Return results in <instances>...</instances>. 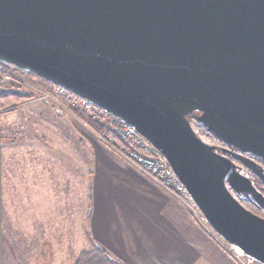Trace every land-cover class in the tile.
<instances>
[{
    "label": "water",
    "instance_id": "water-1",
    "mask_svg": "<svg viewBox=\"0 0 264 264\" xmlns=\"http://www.w3.org/2000/svg\"><path fill=\"white\" fill-rule=\"evenodd\" d=\"M0 62L135 128L212 230L264 264V218L234 194L264 197L191 123L264 162V0H0Z\"/></svg>",
    "mask_w": 264,
    "mask_h": 264
},
{
    "label": "crops",
    "instance_id": "crops-1",
    "mask_svg": "<svg viewBox=\"0 0 264 264\" xmlns=\"http://www.w3.org/2000/svg\"><path fill=\"white\" fill-rule=\"evenodd\" d=\"M45 104L57 117L68 116L77 126L58 120L48 126L47 135L39 136L43 149L36 148L37 154L28 150L27 159H49L51 166L26 175V206L33 227L36 220L65 214L68 198L75 201L78 196L82 202V187L68 190L67 180L72 171L81 169V173L84 167L88 234L112 259L124 264H238L180 201L108 150L71 111ZM6 150L0 142V264L8 189L16 191L19 186L18 174L7 170L8 159L13 158ZM82 178L80 174L73 179Z\"/></svg>",
    "mask_w": 264,
    "mask_h": 264
},
{
    "label": "rangeland",
    "instance_id": "rangeland-1",
    "mask_svg": "<svg viewBox=\"0 0 264 264\" xmlns=\"http://www.w3.org/2000/svg\"><path fill=\"white\" fill-rule=\"evenodd\" d=\"M18 78L21 82L12 83L10 88L21 90L32 98L22 103L16 110L0 108V142H3L7 148V155L13 158L8 159L6 167L12 173L18 174L19 182L16 191L8 189L10 204L6 206L3 264H84L83 259L87 261L95 256L97 260H102L101 255L93 252L92 240L86 226L85 194L88 185L84 167L81 173V169H78L77 173L72 171L73 177H68L67 180L68 190L82 187V202H79L78 196L75 201L73 198L71 200L68 198L67 213L54 219L47 216L49 221L47 217L43 219L44 221L36 220L35 226H32L26 206V175L28 171L33 170L48 171L51 166L49 159H27L28 150H31V154H37L36 148L43 149L39 144L41 141L39 136L47 135L50 124H56L58 120L69 127L76 124L68 116L65 119L57 117V114L51 111L53 109L45 104L47 102L40 99L41 93L48 88V85L44 89L41 80L35 79L31 83L23 74L18 75ZM52 107L62 109L59 106ZM193 128L196 132L194 126ZM51 165L54 166L53 163ZM77 168H80V165ZM80 174L82 180L73 179ZM200 226L219 247L224 248L227 255L238 264H242L228 249L226 250L225 241L212 230L211 226L209 229H206L205 225L200 224ZM83 254H87V257L83 258ZM81 257L83 263H79Z\"/></svg>",
    "mask_w": 264,
    "mask_h": 264
},
{
    "label": "built area",
    "instance_id": "built-area-1",
    "mask_svg": "<svg viewBox=\"0 0 264 264\" xmlns=\"http://www.w3.org/2000/svg\"><path fill=\"white\" fill-rule=\"evenodd\" d=\"M15 82L21 81L19 78L5 73L0 66V96L3 93L17 91L10 88ZM40 99L52 106H59L64 109L66 108L61 100L67 99L69 104L67 110L79 113L85 120L84 123L82 122L85 127L89 128L87 123H93L100 127L98 132L89 129L102 145L148 177L156 186L180 201L203 226L205 225L206 229H209L210 224L168 161L135 128L109 114L93 102L78 97L59 86L52 88L48 85V88L41 93ZM226 247V250L228 249L231 255L242 264H261L246 256L235 246L226 243Z\"/></svg>",
    "mask_w": 264,
    "mask_h": 264
},
{
    "label": "flooded vegetation",
    "instance_id": "flooded-vegetation-1",
    "mask_svg": "<svg viewBox=\"0 0 264 264\" xmlns=\"http://www.w3.org/2000/svg\"><path fill=\"white\" fill-rule=\"evenodd\" d=\"M196 116L197 115H194L191 120L196 122L195 120ZM196 132L198 137L205 144L214 148V152L216 154L220 155L225 159H229L230 161H232L235 164L238 173L250 179L254 187L257 189V191L264 197V183L248 168H246L239 160L242 158L252 159L260 166V168L264 170V162L260 158L255 157L252 154H246L241 150H239L238 148H235L234 146H231L230 144L218 139L215 135L207 131L205 128L204 131H200L199 129H196ZM234 195L246 210L250 211L256 216L264 218V206H261L258 202H256L252 198H246L243 197L242 195H237V194Z\"/></svg>",
    "mask_w": 264,
    "mask_h": 264
},
{
    "label": "trees",
    "instance_id": "trees-1",
    "mask_svg": "<svg viewBox=\"0 0 264 264\" xmlns=\"http://www.w3.org/2000/svg\"><path fill=\"white\" fill-rule=\"evenodd\" d=\"M0 66L2 67V69L4 70L5 73L11 74L17 78H18V75H21V74L26 75L28 77L29 82H31V83L34 82L35 79H39L38 77H36L33 74L21 71L14 66L7 65V64L2 63V62H0ZM39 80H41V79H39ZM41 81L43 83L44 89L47 88V85H50L52 88H54V86H55V85L48 83L44 80H41ZM31 98H32V96L27 95L26 93H24L21 90L3 93L0 96V108H11L12 110H16L18 106H20L25 101L30 100ZM61 102L66 109H69V104H68L67 99H62ZM71 112L81 122H83V123L85 122V120L82 118V116L79 113L74 112V111H71ZM191 123H192V126L195 127V129H199L201 131H204V128L201 125H199L198 123H196L195 121L191 120ZM87 125L93 132H98L100 129L99 126H97L96 124H93V123H87ZM92 244H93L94 254L101 255L102 260L100 259L101 260V262H100V260H97V258L95 256V257H91V258L87 259V261H85L83 259L84 264L85 263L86 264H106V263L107 264H124L119 260L112 259V257H110L109 254L103 248L99 247L95 242L92 241ZM223 250H224V248H223ZM82 256H84L83 258H86L87 254H83ZM81 262H82V257L80 258L79 263H81Z\"/></svg>",
    "mask_w": 264,
    "mask_h": 264
}]
</instances>
